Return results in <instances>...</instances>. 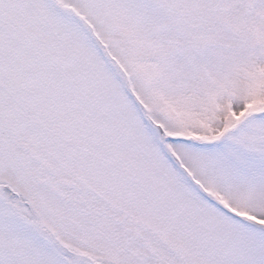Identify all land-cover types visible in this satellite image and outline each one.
I'll return each mask as SVG.
<instances>
[{"label": "snow or ice", "instance_id": "snow-or-ice-1", "mask_svg": "<svg viewBox=\"0 0 264 264\" xmlns=\"http://www.w3.org/2000/svg\"><path fill=\"white\" fill-rule=\"evenodd\" d=\"M0 264H264V0H0Z\"/></svg>", "mask_w": 264, "mask_h": 264}]
</instances>
